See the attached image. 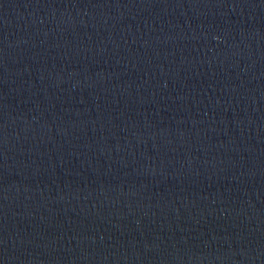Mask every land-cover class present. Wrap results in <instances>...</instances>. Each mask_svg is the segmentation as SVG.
I'll list each match as a JSON object with an SVG mask.
<instances>
[{"label": "water", "instance_id": "1", "mask_svg": "<svg viewBox=\"0 0 264 264\" xmlns=\"http://www.w3.org/2000/svg\"><path fill=\"white\" fill-rule=\"evenodd\" d=\"M0 264H264V0H0Z\"/></svg>", "mask_w": 264, "mask_h": 264}]
</instances>
